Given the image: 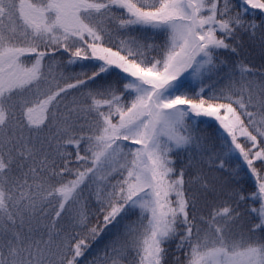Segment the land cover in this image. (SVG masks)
Segmentation results:
<instances>
[{
	"label": "snow or ice",
	"instance_id": "1",
	"mask_svg": "<svg viewBox=\"0 0 264 264\" xmlns=\"http://www.w3.org/2000/svg\"><path fill=\"white\" fill-rule=\"evenodd\" d=\"M0 264H264V0H0Z\"/></svg>",
	"mask_w": 264,
	"mask_h": 264
},
{
	"label": "trees",
	"instance_id": "2",
	"mask_svg": "<svg viewBox=\"0 0 264 264\" xmlns=\"http://www.w3.org/2000/svg\"><path fill=\"white\" fill-rule=\"evenodd\" d=\"M254 62H255V63H257V64H258V63H260V61H259V59H258V58H257V59H255V60H254Z\"/></svg>",
	"mask_w": 264,
	"mask_h": 264
}]
</instances>
